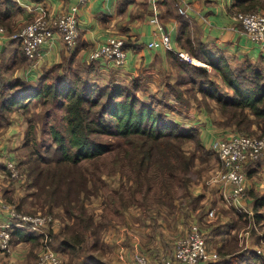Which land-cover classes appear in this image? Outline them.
<instances>
[{
    "label": "trees",
    "instance_id": "trees-1",
    "mask_svg": "<svg viewBox=\"0 0 264 264\" xmlns=\"http://www.w3.org/2000/svg\"><path fill=\"white\" fill-rule=\"evenodd\" d=\"M174 7L169 4V11ZM233 7L242 12H254L264 8V0H235ZM179 24L181 34L187 28L186 20L180 19ZM182 36L185 39H181ZM191 36L195 35L182 33L178 42L191 58L204 62L211 72H205L206 68L202 71L175 56L178 78L174 83L164 82L161 95L168 92L174 102L184 106L186 103V108L190 105L184 93L190 98L193 95L197 108L203 107L211 114L217 112L218 116L211 120L216 128L262 137L264 72L252 66L236 70L223 59L211 56L206 46L193 41ZM92 63L85 67L88 72L94 70ZM57 68L60 67L40 75L32 87L20 78L0 77V126L10 123L9 114H20L26 125L22 148H27L31 141L27 138L33 136L37 127L33 118L38 117L45 126V130L40 126V132L48 134L54 143V148L46 151L49 153L53 149L54 156L31 149L29 159L20 161L28 179L32 178L26 194L15 199L13 187L2 186L1 198L18 212H26V206L36 205L45 214L60 219L61 230L56 235L50 230L49 237L50 246L53 244L60 250L63 260L93 264L91 252L98 248L101 234L107 227L120 224L126 229L123 224L128 222H121L128 216L134 221L127 228L134 231L136 221L140 222L138 215L134 218L139 211L143 212L140 214L145 220L156 223L158 218L165 220L184 212L189 205L192 206L189 215L203 207L204 195L193 196L190 189L196 152L206 148L201 133L155 110L152 101L159 99L148 89L147 76L145 85L138 77L130 86L114 81L98 84L87 81L75 71L60 75ZM220 85L228 91H220L217 88ZM197 91L202 94L201 99ZM210 101L215 109L209 105ZM38 106L40 114L36 112L31 116L30 109ZM52 113L57 118L53 119ZM104 136L108 141L101 139ZM218 162L221 167L219 158ZM104 173L108 177L119 175L120 183L109 191L110 199L104 202L95 220L96 215L89 206L102 188L108 190L101 177ZM10 184L14 186L15 183ZM182 198L188 202L185 209L177 203ZM256 207H264V198L258 200ZM198 217L199 221L203 218ZM254 217L259 222L261 215L256 213ZM232 218L228 225L221 226L217 221L208 225L213 239L218 238L215 249L219 255V259L210 264H264V255L252 249L243 251L239 244L237 232L249 225L252 218L246 213H236ZM42 239V235L29 229L11 230V245L20 241L30 243L27 264L36 263ZM129 241L130 237L126 251L133 252L138 245L135 247L134 241L133 244ZM6 256L4 254L3 258ZM100 264L103 263L100 261Z\"/></svg>",
    "mask_w": 264,
    "mask_h": 264
},
{
    "label": "crops",
    "instance_id": "crops-1",
    "mask_svg": "<svg viewBox=\"0 0 264 264\" xmlns=\"http://www.w3.org/2000/svg\"><path fill=\"white\" fill-rule=\"evenodd\" d=\"M77 1L0 0V15H2L0 25L3 24L2 27L5 31L4 35L0 37V77L20 78L32 87L40 75L58 66L60 68H57V72L60 75L64 73L70 75V71H75L87 81H94L98 84L114 81L130 86V82L138 77L145 85L147 76L149 82L147 80L146 85L152 93L156 94L157 98L161 96L160 91L163 85L155 83L157 74L163 73L171 83L177 80L179 70L173 59L176 55L167 50L149 49L147 47L150 41L158 37L156 26L150 22L152 16L151 0H87L77 8L79 34L75 46L72 49H67L62 39L55 37L41 46L38 59L28 60L23 55L20 44L11 39V34L16 33L43 13L58 16L67 12L78 4ZM155 2L160 22L170 34L174 49L188 54V51L178 42V38L182 33L189 35L192 30H195L198 34L191 36L193 41L203 43L211 56L223 59L236 70L252 66L260 68L264 72V48L246 37L239 25L232 20V15L237 11L233 7L235 0H155ZM165 3L168 4L165 5ZM169 4L175 6L172 11H169ZM179 9H182L184 13L181 14ZM258 11H264V8H260ZM180 19H185L187 24L185 32L183 31L181 34ZM111 35L124 40L125 63L121 66H115L110 62L106 63L101 60L93 61V63L89 61L88 53L103 44ZM196 37L198 39H195ZM181 39H185V36H182ZM199 62L206 66L205 72L211 71V68L204 62ZM89 63L94 66V70L90 72L85 68ZM67 67L69 68L68 71H66ZM197 68L203 69L199 66ZM217 88L223 91L220 86ZM197 92L198 99H201L199 95L202 94ZM138 95L141 96L140 93ZM210 102L214 105L213 101ZM177 112L186 126L189 124L199 126L206 148L222 135L236 132L228 129L220 130L211 123V120L218 116L216 111L211 114L203 107L197 108L194 105L192 107L190 104L186 110L181 109ZM17 116L18 113L10 115L14 125L18 122ZM19 130V127H15L11 131L16 134ZM17 135L21 136L22 133ZM244 171L247 176V196L243 202L247 211L253 216L246 212L243 213L254 218L259 228V231H253L250 240L249 249L254 250L260 243L256 242L255 245L253 243L255 241L260 242L261 233L264 234V207H256L258 200L264 198V155L256 160L248 161L244 165ZM0 180H2L1 176ZM209 185L210 187L199 185L202 191L196 189V193L193 194L204 195V203L213 208V217L210 218H214L217 224L221 226L228 225L232 222V216L239 212L223 203L218 186ZM256 213L261 215L259 222L254 217ZM4 221H7V217L0 212V222ZM247 226L237 232L240 245L239 234ZM60 230V221L55 219L52 223L51 233L56 235ZM134 243L137 247L136 241ZM12 247L11 252L5 253L7 254L4 258L5 264H7L6 258L9 261L8 264L23 261H25L24 264H27L30 243L20 241L13 244ZM123 248L126 250L125 247ZM53 249L62 257L57 247L53 246ZM38 253L39 249L36 254L38 255ZM1 255L3 254L0 253ZM62 259L64 258L62 257ZM71 263H76V261Z\"/></svg>",
    "mask_w": 264,
    "mask_h": 264
},
{
    "label": "built area",
    "instance_id": "built-area-1",
    "mask_svg": "<svg viewBox=\"0 0 264 264\" xmlns=\"http://www.w3.org/2000/svg\"><path fill=\"white\" fill-rule=\"evenodd\" d=\"M86 1L78 0L76 6L58 16H51L47 13L39 15L19 31L11 34V39L20 44L22 52L28 60L38 59L41 46L55 37L61 38L67 49H72L79 34L77 8ZM151 5L150 22L156 26L158 37L150 41L147 47L173 52L180 60L190 63V56L187 53L173 48L171 36L160 22L155 0H151ZM179 12L184 13L182 9H179ZM232 20L239 25L246 37L264 48L263 11L235 12L232 15ZM4 33V28L0 25V37ZM87 58L92 62L101 60L106 63L110 62L115 66H121L126 60L124 40L111 35L103 44L91 50ZM213 147L221 167L215 171L208 183L219 187L221 199L226 206L237 210L239 213L246 212L253 216L247 211L243 202L247 196V176L244 165L248 161L256 160L264 155V135L258 137L231 132L218 138L213 143ZM0 167L8 171L11 178H19V171L11 159L0 155ZM1 193L2 187L0 185V212L7 217V221L0 222L1 252H10L12 248L11 230L23 228L43 236L42 247L35 264H77L66 262L50 246L49 232L52 223H54L52 215L18 212L11 204L1 198ZM213 213V210H210L208 217H213ZM254 230L259 231V228L252 218L247 228L239 234L244 250L250 248V240ZM261 235L260 245L256 246L254 250L259 255H264V234L261 233ZM121 249L119 256L121 264H210L219 259L217 252L210 251L208 248L205 233L197 223H193L187 232L176 240L173 253L170 256L161 257L155 262L137 250L129 253L124 248Z\"/></svg>",
    "mask_w": 264,
    "mask_h": 264
},
{
    "label": "rangeland",
    "instance_id": "rangeland-1",
    "mask_svg": "<svg viewBox=\"0 0 264 264\" xmlns=\"http://www.w3.org/2000/svg\"><path fill=\"white\" fill-rule=\"evenodd\" d=\"M235 12H239V11L237 10ZM192 34L197 36L198 33L197 31L192 30ZM197 62L198 63L193 66H196V67L201 66V63L199 61ZM204 68H206V66ZM210 72H207V73H210ZM212 75L213 74H211V76ZM164 82H169V80L164 76L163 73L157 74L155 77V83L164 84ZM220 87L223 88V91L225 92L228 91L226 90L228 88H225V86L220 85ZM196 93L198 94V92ZM201 96L202 95H199L200 98ZM184 97L185 99H189V105L192 104V107L193 105L194 106L197 105V101L194 100L193 95L190 98V95H188L187 93H184ZM158 99L159 100H157V102H155L156 101L155 99L154 101H152L153 107L155 108V110H157L158 112L167 113V115L175 119L176 122L179 123V125L187 129L194 127L199 130V126L197 125L191 126V124H189V126H186V124L184 123V120L179 118L178 116L179 113L177 111H181V109L183 111L186 110V105H187L186 103L184 106L183 103L174 102L172 99V96L168 92L166 95L162 94L161 96H159ZM161 100L163 101V103H161ZM211 103L212 102H209V105L213 109H215L216 107L215 104L213 105ZM36 112L40 114L39 106L36 107V109H33V108L30 109L29 114L32 116ZM52 114H53V119L57 118L56 114L54 113ZM8 116L10 118V114ZM17 117H18V120H17L18 122L16 121L17 122L16 125H14V122L9 119L10 123L5 122L3 126H0V155H3L4 157L11 159L15 163L16 168L19 171V178L13 179L9 176L8 171L5 170V173H4L3 168L0 167V176L2 177V180H0V185L1 187L2 186L8 187V189L10 187H13L15 195H16L14 196L15 199H17L18 197H23L26 194L27 185L28 183L31 182V179H32V178L28 179L26 172L22 170L24 169V165H22L20 161H26L29 159L28 153H30L31 149L38 150L39 153L41 152L44 155L46 154L47 156H51V157L54 156L53 149L49 153H46L49 147L54 148V143H52L51 138L49 137L48 134L40 132V126H41V129H44V130H45V126H44L42 119H38V117L33 118V121L35 124H37V127L35 130V133H33V136L31 138L30 137L27 138L31 140L29 146L27 148H22V145L25 142L26 125L24 124L22 116L20 114ZM15 127L20 128V130L16 134L15 132L11 131L12 129H15ZM20 132L22 133V135L18 136L17 134ZM101 139L104 141H108V138L105 136ZM196 155H197L196 163L190 174V180H191L190 189L192 190L193 193L196 191V189H198L199 191H202L199 185L203 187H210L208 182L210 178L212 177V175H214L215 171L219 169L220 167V164L218 162L217 153L215 152L214 147H213V143L210 146H207V148H204V151L198 150L196 152ZM101 177H103V180L105 184L107 185L108 190L107 188H102L101 194L98 195L95 199H93L91 205L89 206V208L93 210L94 215H96L95 220H97L98 219L97 217L101 214V211H102L101 208L104 202L107 199H110L109 191L113 189L114 186L115 187L118 186L120 183L117 180L119 175L108 177L106 173H104V175L102 174ZM10 183L12 184L15 183V184L14 186H12ZM177 193L180 194L181 192L178 190ZM193 196H196V195L193 194ZM184 199L185 198L178 200L177 203L179 204L181 203L182 205H184V209H185L188 205V202L187 200L184 201ZM29 201H31V199H29ZM191 207L192 206L189 205L188 209L186 208L184 212L176 213V216L168 217V219L166 218L165 220H163L162 218H158L156 219L157 221L156 223H152L150 220H145V218L141 215L143 214V212L139 211L138 214L135 213V217L132 216L136 219V216L138 215V218H140V222L136 221L137 226H135L134 231L133 229L130 230L127 228L129 227L128 225L134 221L131 217H128V216L126 217L127 220L124 218L121 222V223L128 222L127 225L123 224L126 226L127 230L125 228H121L122 225L120 224L109 225V227H107V229L101 234V238L99 239V242H98V248L91 252L92 258L95 260L93 264H100V261L103 264H121L120 257H119L120 252L122 250L121 248L128 246L129 243L127 242V240L129 239V237L131 238V241H129L130 243H132L133 241H136V244L138 245V247L133 249L132 251L134 250L140 251L141 253L146 255L151 261L155 262L161 257H168L173 253L174 244L176 240L179 237L183 236L193 223H197L202 228L203 232L205 233L208 248L210 249V251L212 250L216 252L215 245L217 242L213 239L212 235L208 231V225H210V223H212L213 221L215 222L214 218L208 217V212L212 210L213 208H210L207 203H204L201 209H198L195 212H193V214L189 215ZM25 209H26L25 210L26 212L22 211V213H25V214H37V213L45 214L46 213L40 210L39 208H37L36 205H29V207L26 206ZM47 215H52V214H47ZM198 216L203 217L201 221H199ZM56 220L60 221V219H57V218ZM143 221H146V222H143ZM256 242L260 243L259 241H255L253 245H255ZM241 248L243 251H246L243 249L242 246ZM247 250H250V249H247ZM0 253L3 254L0 256V264H4L5 257L3 258V256L5 253L1 251ZM6 261L8 264L9 261L7 260V258H6ZM75 261H78V260H75ZM96 261H98V263H96ZM24 262L25 261L19 262V263L15 262V264H24Z\"/></svg>",
    "mask_w": 264,
    "mask_h": 264
},
{
    "label": "bare ground",
    "instance_id": "bare-ground-1",
    "mask_svg": "<svg viewBox=\"0 0 264 264\" xmlns=\"http://www.w3.org/2000/svg\"><path fill=\"white\" fill-rule=\"evenodd\" d=\"M189 61H190V63L193 64V65H195V64L198 63L195 59H193V58H191V57H189ZM199 67H200V68H204L205 65L201 64V66H199Z\"/></svg>",
    "mask_w": 264,
    "mask_h": 264
}]
</instances>
